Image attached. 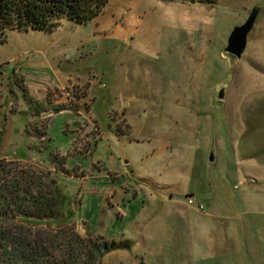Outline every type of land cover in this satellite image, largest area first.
I'll return each mask as SVG.
<instances>
[{
  "label": "rangeland",
  "instance_id": "374dc122",
  "mask_svg": "<svg viewBox=\"0 0 264 264\" xmlns=\"http://www.w3.org/2000/svg\"><path fill=\"white\" fill-rule=\"evenodd\" d=\"M22 177L57 199L40 229L115 242L97 264H264V0H109L0 33V186Z\"/></svg>",
  "mask_w": 264,
  "mask_h": 264
},
{
  "label": "trees",
  "instance_id": "16d2710c",
  "mask_svg": "<svg viewBox=\"0 0 264 264\" xmlns=\"http://www.w3.org/2000/svg\"><path fill=\"white\" fill-rule=\"evenodd\" d=\"M108 1L0 0V33L52 30L62 18L84 23L95 17ZM200 1L213 5L217 0ZM27 184L22 177L0 186V217L11 222V226L0 227V264H84L87 258L91 264H97L101 252L115 244L95 242L88 252L83 238L72 229H40L38 221L62 220L56 209L57 199L51 190L34 194Z\"/></svg>",
  "mask_w": 264,
  "mask_h": 264
},
{
  "label": "water",
  "instance_id": "95a60500",
  "mask_svg": "<svg viewBox=\"0 0 264 264\" xmlns=\"http://www.w3.org/2000/svg\"><path fill=\"white\" fill-rule=\"evenodd\" d=\"M258 13V8H253L247 19L242 24L233 27L228 36L227 45L225 47V51L227 53L238 58L241 57L247 45L248 34L255 24ZM220 97H222L221 93Z\"/></svg>",
  "mask_w": 264,
  "mask_h": 264
},
{
  "label": "built area",
  "instance_id": "2783aa9c",
  "mask_svg": "<svg viewBox=\"0 0 264 264\" xmlns=\"http://www.w3.org/2000/svg\"><path fill=\"white\" fill-rule=\"evenodd\" d=\"M194 201H195V198L192 197V196H190L189 198H187V202L190 203V204H193ZM198 207H199L200 209H203V205H202V204H198Z\"/></svg>",
  "mask_w": 264,
  "mask_h": 264
}]
</instances>
